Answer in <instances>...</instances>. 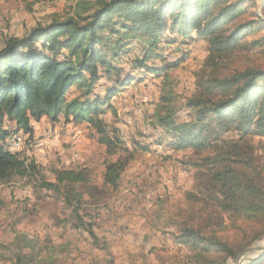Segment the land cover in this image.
<instances>
[{
    "label": "trees",
    "instance_id": "obj_1",
    "mask_svg": "<svg viewBox=\"0 0 264 264\" xmlns=\"http://www.w3.org/2000/svg\"><path fill=\"white\" fill-rule=\"evenodd\" d=\"M248 5L256 7L254 0H80L72 16L6 39L0 49V183L33 178L39 188L61 193L77 219L75 226L96 241L78 215L84 196L77 187L87 183L86 172L54 170V182H47L33 159L11 153L5 144L20 132L31 139L34 123L44 118L57 123L62 115L67 122L87 124L97 142L113 154L120 147L117 132L111 135L101 116L120 89L133 80L143 81L115 64L135 49L142 55L129 61L133 69L163 76L164 94L151 124L160 133L155 141H164L175 152L191 149L198 156L190 162L196 175L186 194L189 214L175 224V241L187 247L198 264H227L244 255L264 236V167L251 142L252 136L264 137V68L206 79L198 75L197 92L177 106L167 74L187 53L175 62H148H163L161 49L177 40L182 46L206 42L213 67L235 49L264 46L263 38L241 43L243 36L264 28L261 17L243 19ZM102 78L114 84L99 95L94 86ZM73 89L76 95L67 100ZM181 114L187 119H180ZM6 120L13 122V130L3 128ZM230 133L236 136L225 137ZM123 151L125 161L133 158L132 152ZM125 161L105 165V185L116 189ZM33 261L19 255L6 264ZM249 264H264V249Z\"/></svg>",
    "mask_w": 264,
    "mask_h": 264
},
{
    "label": "rangeland",
    "instance_id": "obj_2",
    "mask_svg": "<svg viewBox=\"0 0 264 264\" xmlns=\"http://www.w3.org/2000/svg\"><path fill=\"white\" fill-rule=\"evenodd\" d=\"M76 1L80 0H0V49L10 37H22L37 25L72 16ZM254 1L256 7L248 5L243 19H264V0ZM262 38L264 28L243 36L241 43ZM179 43L177 40L161 49L163 62H148L162 65L178 61L187 53L184 61L167 74L177 106L197 92L198 75L206 79L247 67L264 68V46L235 49L213 67L208 63L206 42L193 41L187 46ZM141 55L134 49L115 63L143 81L133 80L120 89L101 116L109 133L117 132L120 147L113 154L97 142L87 124L67 122L62 115L57 123L48 118L34 123L31 139L28 134H14L5 144L11 153L33 159L47 182H54V170L86 172L87 183L77 187L84 196L78 215L85 225H90L97 240L91 239L82 226H75L77 219L64 204L61 193L39 188L33 178L16 177L0 183V264L13 263L19 255L33 259V264H198L191 259V251L174 239L175 224L189 214L191 205L186 194L192 190L196 175L190 162L198 156L191 149L175 152L164 141H155L160 133L151 124L164 94L160 89L163 76L133 69L129 61ZM113 84L102 78L94 91L102 95ZM75 95L73 89L66 98L70 100ZM179 118L187 119L184 114ZM3 128L11 131L14 124L6 120ZM18 136L20 142L12 144ZM235 136L230 133L225 137ZM251 142L264 167V137L252 136ZM123 149L132 152L133 158L125 161ZM118 159L125 161V169L113 189L104 184L103 174L105 165ZM263 249L264 236L227 264H249Z\"/></svg>",
    "mask_w": 264,
    "mask_h": 264
},
{
    "label": "built area",
    "instance_id": "obj_3",
    "mask_svg": "<svg viewBox=\"0 0 264 264\" xmlns=\"http://www.w3.org/2000/svg\"><path fill=\"white\" fill-rule=\"evenodd\" d=\"M20 134H21V136L23 135L22 132H20ZM18 135H19V134H18ZM21 136H18V137H16V138H14L13 141H12V144H14V143H15V144H16V143H19V142H20V137H21Z\"/></svg>",
    "mask_w": 264,
    "mask_h": 264
},
{
    "label": "bare ground",
    "instance_id": "obj_4",
    "mask_svg": "<svg viewBox=\"0 0 264 264\" xmlns=\"http://www.w3.org/2000/svg\"><path fill=\"white\" fill-rule=\"evenodd\" d=\"M13 148V147H12Z\"/></svg>",
    "mask_w": 264,
    "mask_h": 264
},
{
    "label": "crops",
    "instance_id": "obj_5",
    "mask_svg": "<svg viewBox=\"0 0 264 264\" xmlns=\"http://www.w3.org/2000/svg\"><path fill=\"white\" fill-rule=\"evenodd\" d=\"M45 119V118H44Z\"/></svg>",
    "mask_w": 264,
    "mask_h": 264
}]
</instances>
